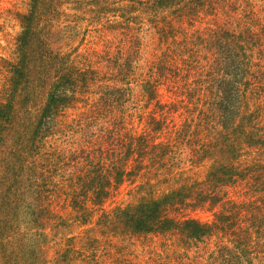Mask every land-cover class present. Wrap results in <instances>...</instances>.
I'll return each instance as SVG.
<instances>
[{"label": "trees", "instance_id": "16d2710c", "mask_svg": "<svg viewBox=\"0 0 264 264\" xmlns=\"http://www.w3.org/2000/svg\"><path fill=\"white\" fill-rule=\"evenodd\" d=\"M21 23L0 56V264H50L64 200L91 226L53 264H122L128 233L264 264V0H30ZM93 34L106 48L82 52ZM129 180L140 199L107 210Z\"/></svg>", "mask_w": 264, "mask_h": 264}, {"label": "rangeland", "instance_id": "374dc122", "mask_svg": "<svg viewBox=\"0 0 264 264\" xmlns=\"http://www.w3.org/2000/svg\"><path fill=\"white\" fill-rule=\"evenodd\" d=\"M30 0H0V56L13 61L16 57L17 51V38L22 30L21 14L26 13L29 10ZM81 38L78 39L76 44L79 43ZM106 46L104 41L98 40L94 34L87 36L85 43L81 47L82 52H91L94 49L103 51ZM157 50L152 49L149 52L151 59H154V53ZM9 71L0 66V99L4 98V91L8 84ZM135 93L138 95L139 86L134 85ZM45 95L38 99L40 104L44 101ZM147 121L143 123L139 122L138 118H135V127L141 129ZM190 169L186 175H191L194 178H201L205 172V166H191L187 163L185 166ZM140 180L126 181L117 190L115 195L106 201L104 207L107 210H113L117 205H125L130 202H135L140 199L137 198L138 194L135 189ZM162 187V185L158 186ZM135 188V189H134ZM141 191L140 193H142ZM143 194V193H142ZM65 209L60 210V214L68 218V229L61 227L59 230L63 231L62 234L56 230L57 237L50 242V246L45 247L44 255L53 264L54 258L58 256V252L61 248L66 246L67 241L63 238L71 237L75 235L83 236L91 224L82 225L79 220L74 219L76 211L73 209L69 202L64 200ZM100 213H95L94 218L99 216ZM193 216L199 217L203 220L212 219L211 213L206 212H193ZM90 219V218H89ZM51 232V231H50ZM54 233V232H53ZM114 247L112 252H115L122 264H156L159 261H167V264H206L204 257H199L196 260V256L205 254V244L199 241H189L183 243L180 241L179 236H170L166 234H118L114 235L113 240ZM69 242V241H68ZM79 244L80 242L77 241Z\"/></svg>", "mask_w": 264, "mask_h": 264}]
</instances>
